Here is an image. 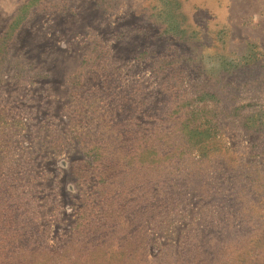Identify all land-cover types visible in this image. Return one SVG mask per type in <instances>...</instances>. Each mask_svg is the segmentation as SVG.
I'll return each mask as SVG.
<instances>
[{
	"label": "rangeland",
	"instance_id": "obj_1",
	"mask_svg": "<svg viewBox=\"0 0 264 264\" xmlns=\"http://www.w3.org/2000/svg\"><path fill=\"white\" fill-rule=\"evenodd\" d=\"M0 264H264V0H0Z\"/></svg>",
	"mask_w": 264,
	"mask_h": 264
}]
</instances>
